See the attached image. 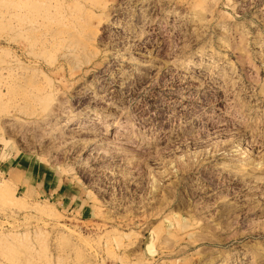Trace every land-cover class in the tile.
I'll return each mask as SVG.
<instances>
[{"label":"rangeland","instance_id":"obj_1","mask_svg":"<svg viewBox=\"0 0 264 264\" xmlns=\"http://www.w3.org/2000/svg\"><path fill=\"white\" fill-rule=\"evenodd\" d=\"M0 166V264H264V0H0Z\"/></svg>","mask_w":264,"mask_h":264},{"label":"crops","instance_id":"obj_2","mask_svg":"<svg viewBox=\"0 0 264 264\" xmlns=\"http://www.w3.org/2000/svg\"><path fill=\"white\" fill-rule=\"evenodd\" d=\"M2 169L3 171L8 170L12 174L13 180L16 178L18 180L21 179L20 181L22 182L24 181L23 185L26 186L30 194L35 190L41 193L49 191L50 195L58 194L60 197L68 196L59 186L53 187V178L48 177L43 171L38 169L34 172L33 169L29 168L28 163L12 161L7 165L4 164Z\"/></svg>","mask_w":264,"mask_h":264}]
</instances>
